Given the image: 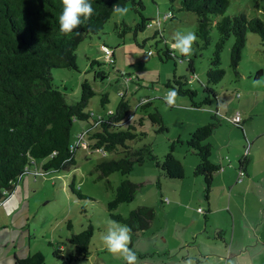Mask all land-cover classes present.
Masks as SVG:
<instances>
[{
	"label": "rangeland",
	"instance_id": "obj_1",
	"mask_svg": "<svg viewBox=\"0 0 264 264\" xmlns=\"http://www.w3.org/2000/svg\"><path fill=\"white\" fill-rule=\"evenodd\" d=\"M142 3L144 6L142 14L150 20L142 31L135 34L130 31L123 37L118 36L115 30L116 23L125 20L129 25H135L140 21L139 15L131 9L130 1H127L125 4L129 8L127 14L120 16L113 13L100 33L92 34L80 43L76 50L78 70L52 69L53 81L60 88L65 87L66 102L74 103L80 97L81 82L87 79L94 90L87 109L95 116L114 111L122 98L121 93H124L123 98L129 102V113L134 119L144 117L154 109L157 110L167 129L156 132V125L144 119L143 124L137 126V131L144 132L145 136L129 144L141 147L150 143L153 153L162 160L173 143L174 155L186 169L184 177L170 179L151 161L136 164L125 176L113 172L107 177H99L96 163L117 159L120 154L115 152L105 154L99 149H90L83 145L79 146L75 153L76 164L67 169L44 173L40 170L38 161L36 164L38 172L24 174L14 190L0 201V264L12 260L15 252L21 253L27 249L29 254L40 251L45 258L44 264H126L120 254L107 251L103 242L109 222L113 221L109 216L107 204L113 199L115 188L122 179L138 183L140 188L131 201L117 206L116 213L125 216L140 205L151 206L155 211L149 228L131 236V243L128 246L136 252L137 264H188L189 261L191 264H197V259L201 262L199 264L215 262L212 258L207 262L200 256L199 246L202 253L212 252L221 255V259L215 257L216 262L226 260L227 264H233L235 261L238 264H249L243 259L245 255L240 259L239 256H232L229 244L225 246L224 243L217 241L218 243L214 245L202 237V233H197L198 227L204 225L206 195L203 178L193 176L191 172L190 167L194 163L192 161L194 159L198 161V157L189 149L186 140L195 128L207 123L218 108L221 125L204 141L214 146L212 160L214 154L218 153L219 146H241V156L247 155L243 148L245 145L248 146L243 134L246 130L249 132L247 135L251 146H264V44L256 33L248 31L235 71L229 65L230 47L233 43V37H230L221 56L220 66L224 70V76L212 86L217 99L211 97L210 104L196 108L192 106L189 97L176 96L174 105L168 106L163 97L171 89L164 83L174 75L187 79L188 87L197 91L193 98L196 102L203 99L206 70L209 57L214 50L217 32L213 26L211 41L206 47H200L198 39L193 44L192 55L183 56L174 52L173 57L161 60L158 54L164 58L161 50L165 44L172 48L174 33L177 31L186 33L189 30L195 32L196 15L193 12H174V17L171 18L168 14L171 4L169 0H142ZM239 12L264 19L261 11L253 9L251 0H230L223 15H234ZM211 17L214 22L221 15ZM102 44L113 49L115 60L113 65L106 62ZM92 60H97L101 64H91ZM190 62L194 67L193 76L188 70ZM99 71H104L106 77L101 78L97 75ZM102 94H106L108 99L103 105L100 103ZM148 99L152 100L151 105L135 109L139 101ZM237 112L244 120L243 131L231 120ZM249 117L252 120L257 119L262 125L257 127L251 125ZM80 123L87 126V122L75 121L72 138L83 132V129L77 127ZM261 131L263 134H259ZM223 153L237 164V160L234 161L227 151ZM251 156L252 154L248 158L251 159ZM255 162L254 172L264 174L263 149H259ZM259 185L260 183H253L249 192L256 193ZM221 193V186L214 188L212 185L209 196L218 197ZM175 196L180 197L181 205L170 206L172 203H169L167 198L172 201ZM208 215L209 220L206 223L211 231L210 235L219 238L217 230L213 228L225 225L227 216L222 212ZM117 223L123 225L121 222ZM89 225H92L89 254L86 257L77 256L69 238ZM191 229L196 233L191 234ZM230 233L231 229L229 235ZM184 237L186 240L183 241ZM57 248L62 250L60 258L53 255ZM233 251L234 248L231 253ZM229 258L233 260L228 261ZM249 261L252 264V259ZM254 262L264 264V255H257Z\"/></svg>",
	"mask_w": 264,
	"mask_h": 264
},
{
	"label": "trees",
	"instance_id": "obj_2",
	"mask_svg": "<svg viewBox=\"0 0 264 264\" xmlns=\"http://www.w3.org/2000/svg\"><path fill=\"white\" fill-rule=\"evenodd\" d=\"M127 1H130L131 9L139 15L140 21L135 25H129L125 20L116 23L115 30L121 37L130 31L134 34L142 31L149 24L150 20L142 14L144 7L142 0H91L95 14L68 35L61 33L59 29L61 0H0V201L14 190L24 174L38 172L36 167L38 161L39 168L44 173L57 172L76 164L75 153L79 147H70L74 138L78 136L76 134L72 138L75 121L87 122L83 132L86 133L88 148L99 149L105 154L111 152L120 154L117 159L96 163L99 177H107L113 172L125 176L136 164L146 161L153 162L170 179L184 177V167L174 155L173 143L162 160L153 153L150 143L141 147L129 144L145 136L144 132L137 131V126H141L144 119L156 125V132L167 129L157 110L154 109L144 117L134 119L129 113V102L123 98L124 93H121L122 98L114 111L95 116L87 109L94 95V90L87 79L81 82L80 97L74 103L66 102L65 87L60 88L53 81L52 69L78 70L76 50L80 43L86 37L102 31L104 24L114 13L112 10L114 4L125 6ZM169 1L171 4L168 14L171 13V18L174 17V12H193L196 15L195 34L200 41V47L210 44L213 26L217 32V39L209 57L205 95L201 101L196 102L193 99L197 91L188 87L187 79L182 76L174 75L167 79L164 85L169 89H176L177 96L189 97L193 107L210 104L211 97L217 99L212 86L224 76L220 63L227 40L233 37L229 65L236 71L248 31L256 33L264 44V19L249 16L244 12L223 15L230 0ZM251 2L255 11L264 14V0ZM217 15L221 17L213 22L211 16ZM81 19L83 20V17ZM102 46L103 50L106 48L112 51L110 59H106L105 56L104 58L108 64L113 65L115 62L113 49L105 44ZM164 46L161 50L164 58L158 54L161 60L175 55L172 48L166 44ZM92 63L101 64L97 60H92ZM188 70L193 76L194 67L191 62ZM96 74L101 78L106 77L104 71ZM107 101L106 94H102L101 105ZM151 104L152 100H141L135 109L147 108ZM218 115L216 109L210 120L195 128L186 140L189 149L198 157L192 174L203 178L206 198L211 192L214 173L222 167L211 158L212 145L204 143L220 127L221 120ZM243 121L241 117L240 122L233 123L243 131ZM246 160L247 155H244L239 164ZM139 188L138 183L122 179L115 188L113 199L107 204L110 218L129 226L132 230L131 236L148 229L155 215L154 208L147 205L137 206L125 216L115 212L119 204L131 201ZM204 218L207 216L204 215ZM91 236L92 225L71 235L69 241L74 246V253L77 256L86 257L89 254ZM61 252L62 250L57 248L53 255L60 258ZM69 258L72 259V256ZM44 262V255L37 251L25 257L15 258L14 264Z\"/></svg>",
	"mask_w": 264,
	"mask_h": 264
},
{
	"label": "crops",
	"instance_id": "obj_3",
	"mask_svg": "<svg viewBox=\"0 0 264 264\" xmlns=\"http://www.w3.org/2000/svg\"><path fill=\"white\" fill-rule=\"evenodd\" d=\"M218 110V108H217ZM246 112V111H245ZM251 114V113H250ZM249 114V116H250ZM251 119L250 117L248 118ZM251 125L258 126L262 125L258 122L257 119L249 121ZM78 128L85 129L86 125L82 123L77 125ZM242 131V130H241ZM81 133V132H79ZM244 134L245 142L248 146H243L245 148V154H247L246 162L239 164L243 156H241V146H219L218 153L214 154L213 160L218 162L222 167L219 171L214 173L212 179V185L214 188L216 186H221L222 193L216 197H212L211 195L206 198L207 210L204 215L207 218H204L203 227H198V232L202 233L201 236L205 237L209 241L213 242L214 245L220 241L225 244H229L230 251L234 248L233 253L230 254L234 257L239 256V259L242 255H245L243 258L246 262L251 264L249 260L252 259V264H256V256L264 255V241L259 238V232L262 230L263 222H264V174L255 173V157L259 154V149L264 150V146H251L250 138L247 134L249 132L246 130ZM259 134H263L261 131ZM214 148V146H212ZM253 147V148H252ZM228 152L233 160H237V164L231 160L230 157L225 155L223 152ZM252 154L251 159L248 156ZM193 165L190 167L191 172L193 168L196 166L198 161L194 159ZM184 166V165H183ZM241 168V169H240ZM243 170L244 175L240 178L238 177V172ZM186 169H184L185 173ZM189 172V171H188ZM264 172V170H263ZM22 179V178H21ZM23 183V182H22ZM21 183V184H22ZM253 183H260L259 189L256 193H251L250 187ZM18 184V183H17ZM20 184V185H21ZM19 185V186H20ZM242 185V186H240ZM17 186V185H16ZM24 187L26 188V183L24 182ZM171 198V196H170ZM170 198H167L170 206L181 205L180 197L175 196L171 201ZM194 199V198H193ZM189 198V200H193ZM192 202V201H191ZM217 212H222L226 215L225 225H219L213 229L217 230L216 236H211V231L207 228V223L209 220V213L215 214ZM201 228V229H200ZM229 229H231V233L229 235ZM191 234L196 233L194 229H191ZM200 235V234H199ZM196 237H193L195 239ZM219 239V240H216ZM227 239L229 242H227ZM186 240L185 237L183 241ZM202 243V242H200ZM199 246L200 256L204 257V259L208 261L209 258L214 259L215 262L211 264H227L225 261L216 262V258H222L221 255L210 252L202 253ZM29 254V250H25L21 253H14L12 260H9L6 264H14L15 258L25 257ZM216 257V258H215ZM233 260L229 258L228 261ZM197 264L201 263L196 260ZM224 262V263H223ZM235 264L237 261L234 262ZM233 263V264H234ZM238 264V263H237Z\"/></svg>",
	"mask_w": 264,
	"mask_h": 264
},
{
	"label": "clouds",
	"instance_id": "obj_4",
	"mask_svg": "<svg viewBox=\"0 0 264 264\" xmlns=\"http://www.w3.org/2000/svg\"><path fill=\"white\" fill-rule=\"evenodd\" d=\"M62 10L58 16V24L60 32L68 35L74 29H78L82 23L90 19L95 14L91 0H61ZM114 13L124 16L129 12L127 6L118 3L112 7ZM171 13H169V16ZM83 17V20L81 19ZM198 40L197 35L193 31L181 32L177 31L173 35V43L171 45L174 52H178L183 56L193 54V44ZM178 95L176 89H171L163 97L168 106H173L175 97ZM131 228L127 225H120L116 221H110L107 232L103 236V242L107 251L113 254H120L126 264H137L138 257L136 252L128 245L131 243ZM191 264V261L188 262Z\"/></svg>",
	"mask_w": 264,
	"mask_h": 264
},
{
	"label": "built area",
	"instance_id": "obj_5",
	"mask_svg": "<svg viewBox=\"0 0 264 264\" xmlns=\"http://www.w3.org/2000/svg\"><path fill=\"white\" fill-rule=\"evenodd\" d=\"M111 55H112V51L105 48V50H104V56H105V58L106 59H110ZM231 120L233 122H240L241 121V117H240V115L238 113H236L231 118ZM85 134H86L85 131L84 132H81V133H78L77 138H74V140L72 142V145L70 147L71 148H74L75 146H78L79 147L81 145L87 146V141H86V137H85L86 135ZM242 176H243V171L240 170L238 172V177L241 178ZM199 210H201V209H199Z\"/></svg>",
	"mask_w": 264,
	"mask_h": 264
},
{
	"label": "water",
	"instance_id": "obj_6",
	"mask_svg": "<svg viewBox=\"0 0 264 264\" xmlns=\"http://www.w3.org/2000/svg\"><path fill=\"white\" fill-rule=\"evenodd\" d=\"M259 238L264 241V222H263V227L262 230L259 232Z\"/></svg>",
	"mask_w": 264,
	"mask_h": 264
}]
</instances>
